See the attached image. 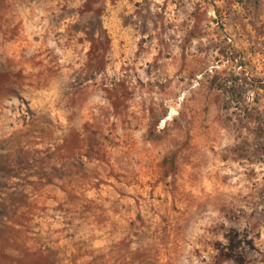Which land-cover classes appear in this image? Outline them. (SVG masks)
<instances>
[{"label": "rangeland", "instance_id": "obj_1", "mask_svg": "<svg viewBox=\"0 0 264 264\" xmlns=\"http://www.w3.org/2000/svg\"><path fill=\"white\" fill-rule=\"evenodd\" d=\"M0 264H264V0H0Z\"/></svg>", "mask_w": 264, "mask_h": 264}]
</instances>
